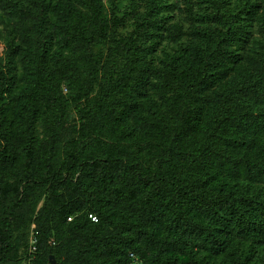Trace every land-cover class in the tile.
<instances>
[{
  "label": "rangeland",
  "instance_id": "374dc122",
  "mask_svg": "<svg viewBox=\"0 0 264 264\" xmlns=\"http://www.w3.org/2000/svg\"><path fill=\"white\" fill-rule=\"evenodd\" d=\"M95 1L0 0L3 264H264V0Z\"/></svg>",
  "mask_w": 264,
  "mask_h": 264
},
{
  "label": "trees",
  "instance_id": "16d2710c",
  "mask_svg": "<svg viewBox=\"0 0 264 264\" xmlns=\"http://www.w3.org/2000/svg\"><path fill=\"white\" fill-rule=\"evenodd\" d=\"M89 5L92 7H96L97 2L95 0H89ZM188 88L190 87H183L182 90H186L187 92L189 90ZM101 110H103L105 116H107L108 109L106 108L105 102L103 100L98 99V100L91 102V118L92 119L97 118ZM102 117L104 118V115ZM202 153L203 151L200 148V146H197L195 149L191 150V154L196 157H200ZM184 166L185 165H182V167ZM179 174L180 173L176 171L174 167L169 165L168 163H163L161 171H159L158 173L157 172L151 173L152 176L154 175V177H157L165 185L175 187V190H177L178 194L179 193L183 194V195H178L181 198V200H183L185 198L184 196H186V194L190 195V193H188L184 189L183 185L177 184L174 180L171 179L174 176L179 175ZM181 202H184V201H181ZM14 206H15L14 203L6 197L5 193L2 191L1 186H0V235L8 234V231L10 228V220H11L12 212H13L12 210ZM91 216H93L96 222L98 221V218L96 215L92 214ZM102 242L106 246L110 245V242L105 238H102ZM217 242H218V246H220L221 249L225 248V243L223 240L217 239ZM5 261H6V255L3 253L0 256V264H3ZM56 264H63V263L56 261Z\"/></svg>",
  "mask_w": 264,
  "mask_h": 264
}]
</instances>
